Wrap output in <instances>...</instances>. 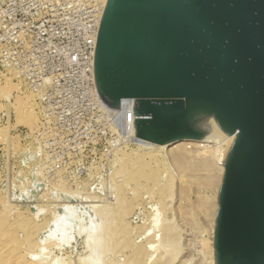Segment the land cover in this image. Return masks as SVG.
<instances>
[{
    "label": "rangeland",
    "instance_id": "rangeland-1",
    "mask_svg": "<svg viewBox=\"0 0 264 264\" xmlns=\"http://www.w3.org/2000/svg\"><path fill=\"white\" fill-rule=\"evenodd\" d=\"M101 1L0 0V194L19 209L39 205L49 213L62 212L68 197L78 204L92 196L85 199L91 207L79 213L95 217V205L111 213L107 222L125 220L133 230L127 243L113 240L110 254L92 257L94 263L88 258L90 264L132 263L135 245L157 244L155 218L175 223L183 264H204L215 201L205 172L185 175L175 165L167 172L123 168V155L136 149L133 137L124 115L98 101L91 81ZM32 104L36 119L25 111ZM83 240L67 250L72 264L88 256Z\"/></svg>",
    "mask_w": 264,
    "mask_h": 264
},
{
    "label": "water",
    "instance_id": "water-1",
    "mask_svg": "<svg viewBox=\"0 0 264 264\" xmlns=\"http://www.w3.org/2000/svg\"><path fill=\"white\" fill-rule=\"evenodd\" d=\"M94 83L111 110L133 100L137 140L232 136L214 263L264 264V0H108Z\"/></svg>",
    "mask_w": 264,
    "mask_h": 264
},
{
    "label": "bare ground",
    "instance_id": "bare-ground-1",
    "mask_svg": "<svg viewBox=\"0 0 264 264\" xmlns=\"http://www.w3.org/2000/svg\"><path fill=\"white\" fill-rule=\"evenodd\" d=\"M101 2V11L95 23L96 31L94 32L93 41L91 42L93 50L89 55L91 62V81L93 82L95 94L99 102L101 100L97 94L94 83V55L102 17L108 0H102ZM6 82L7 85L11 86L9 80ZM35 97L36 95L31 93H28L26 96L30 102L34 101ZM34 107L35 104L29 105L26 107L25 111L28 115L34 116L36 119L38 117L35 114ZM102 107H104V105ZM114 112H116V114L121 113L122 116L124 115L123 118H125L124 122L126 125V127H124L128 130V136L131 135V137H133L132 140L136 147L129 155L125 154V157L123 155V160L121 159L123 168L127 169L128 166V168L134 170L149 168L152 171L156 169L158 171L167 172L170 171L169 169L172 165H175L173 168L177 167L178 171L180 170V172L185 173V175L188 173L196 174L201 170L202 173L205 172V178H203L211 185L212 189L214 187L215 201L212 208L214 209V216L212 220L211 240L203 244L206 247L204 249H206L207 254L206 259H204V264H215L213 242L218 213V197L225 173V165L233 142L232 136H228L219 144L207 141L184 140L168 145H156L137 140V137L132 135L133 100H123L120 110ZM128 114H130V119L128 118ZM129 139H126L127 142ZM143 175L137 177H145ZM168 176V174L164 175L166 178ZM203 178L201 177V179ZM158 179L159 178L155 179L153 182H156ZM201 181L203 183L205 182L203 180ZM135 182L138 181L136 180ZM136 184L138 185V183ZM203 185H205V183ZM67 194L70 196L75 195L74 193ZM160 196L163 198L164 195L160 194ZM87 197L84 198L87 200ZM71 198L68 197L61 205L62 212L49 213L47 208L39 205H31L26 209H19L11 205L9 201H5L4 197L0 194V264H72V260H69L71 259L70 253H67V250L70 248L74 249L72 245L79 237H83L84 239L83 244L88 256L82 257L81 259L78 257L80 263L77 261V264H90L88 263V258L89 260L91 259L90 262H92V257L101 255L103 258V256L105 257L110 252V243L113 240L116 241V239L120 238L125 241L129 238L127 235H133V230L130 229L125 220H121L119 223L117 222L118 224H114V221L113 223L112 221L110 223L106 221L108 218L107 215H109L104 211L106 207L102 210L104 207L99 208L98 206L97 208L95 205V207L92 205L93 210L99 212L95 217H88L89 211L87 213H84L86 211H81L83 214L78 211L83 208L89 209L91 205L90 207L86 206V203L92 202H87L83 198V202L81 201L75 204L70 201ZM89 198L93 199L92 196ZM109 216H111V213ZM159 219H154V225L157 226V232L159 234L158 237L155 236V239L159 238L157 244L144 247L135 245L133 247L135 260L130 264H183L185 262L182 260L183 257L181 258V253L183 252V247L181 248V234L175 227V223L172 221L162 222V220L159 221ZM86 220H88V223H86ZM152 230L153 229L146 231L145 235L149 236ZM124 243H127V241ZM125 245L128 247L127 244ZM65 255L67 256L64 257ZM102 264L105 263L102 261Z\"/></svg>",
    "mask_w": 264,
    "mask_h": 264
},
{
    "label": "built area",
    "instance_id": "built-area-1",
    "mask_svg": "<svg viewBox=\"0 0 264 264\" xmlns=\"http://www.w3.org/2000/svg\"><path fill=\"white\" fill-rule=\"evenodd\" d=\"M129 119H130V115H129V117H128Z\"/></svg>",
    "mask_w": 264,
    "mask_h": 264
}]
</instances>
